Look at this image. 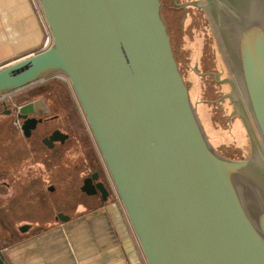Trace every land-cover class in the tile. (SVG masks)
I'll return each instance as SVG.
<instances>
[{
  "label": "water",
  "instance_id": "1",
  "mask_svg": "<svg viewBox=\"0 0 264 264\" xmlns=\"http://www.w3.org/2000/svg\"><path fill=\"white\" fill-rule=\"evenodd\" d=\"M36 2L50 43L0 67V99L54 74L70 82L147 264H264V0H174L206 13L229 76L211 74L229 85L221 99L251 146L242 158L209 140L166 2ZM32 113H48L43 100L19 107L24 137L42 120ZM98 177H84L80 190L104 202L111 191Z\"/></svg>",
  "mask_w": 264,
  "mask_h": 264
},
{
  "label": "crops",
  "instance_id": "2",
  "mask_svg": "<svg viewBox=\"0 0 264 264\" xmlns=\"http://www.w3.org/2000/svg\"><path fill=\"white\" fill-rule=\"evenodd\" d=\"M167 5L174 19L179 20L177 23L175 19V33L170 30L178 64L182 65L181 68L179 64L209 140L217 147L225 141V133L233 132L236 125L235 115H231L232 102L227 97L221 99L230 87L227 83H217L211 73L224 78L229 76L228 69L221 60L214 33L209 34L212 28L206 35L201 32L192 38L191 26L197 21L205 23L206 13L199 8L176 6L174 0ZM168 28L171 29L169 23ZM47 30L36 0H0V67L42 50ZM204 30L208 31L207 26ZM183 59L187 69L183 68ZM217 114L224 117L228 128L219 126ZM6 174L7 171L0 173V187H10ZM110 194L103 202L99 196L83 193L79 201L73 202L76 208L72 213L64 212L68 220H58L56 214L45 227L34 222L21 231L19 228L28 221L43 217V208L38 210L34 206L36 211L27 210V199L21 194L0 192V253L4 261L6 264H147L121 203Z\"/></svg>",
  "mask_w": 264,
  "mask_h": 264
},
{
  "label": "rangeland",
  "instance_id": "3",
  "mask_svg": "<svg viewBox=\"0 0 264 264\" xmlns=\"http://www.w3.org/2000/svg\"><path fill=\"white\" fill-rule=\"evenodd\" d=\"M165 1L170 2V0ZM167 14L171 31L175 33V19L177 23L179 20L174 19L171 10H168ZM204 19L207 25L202 21L190 25L192 38L198 37L201 32L204 35L209 33L211 27L207 18ZM206 26L208 31L204 30ZM211 32L213 31L209 34ZM182 63L183 68L187 69L184 59ZM179 64L182 68L180 62ZM57 75L59 74L45 77L28 87L8 94L0 101V103L7 102L10 97H19L30 89H44L42 94L53 105L51 114L58 115L52 125L59 127L68 137L62 145L56 143L55 147L48 148L36 138L24 137L13 123L12 126L15 128L10 129L8 124L0 121V173L7 171L5 178L6 180L8 178L10 184V187H0V192L21 194L22 198L27 199V210L32 209L34 212L36 208L38 210L43 208V217H36L37 221H28V224H24L28 227L35 224L34 222L40 227H45L52 223L57 213H72L76 208L73 207L75 197L78 196V192L82 195L79 187L88 170L97 169L100 174L102 172L111 193L118 199L72 86L67 79L63 81ZM216 116L221 124L219 126L228 128L224 117L219 114ZM233 122L234 126L236 125L233 132L225 133V141L214 147L228 157L242 158L251 153V146L237 116L233 117ZM206 128L209 129L208 124Z\"/></svg>",
  "mask_w": 264,
  "mask_h": 264
},
{
  "label": "flooded vegetation",
  "instance_id": "4",
  "mask_svg": "<svg viewBox=\"0 0 264 264\" xmlns=\"http://www.w3.org/2000/svg\"><path fill=\"white\" fill-rule=\"evenodd\" d=\"M183 1H188V0H183ZM165 2L167 3V1H165ZM189 7H192V6H189ZM193 7H195V6H193ZM167 10H168V7H167ZM207 59H210V57H208ZM221 60H222V58H221ZM38 99L43 100L45 107L48 110V113H44V114H40V115L32 113V114L27 115L28 117H32V116H35L37 118L41 117L42 120L37 123L35 129L31 130V134L29 135V137H26V138H36L37 141L41 142V144L45 145L48 148L55 147L56 143H60V145H62L68 137L63 142H61L60 139H53L52 140L50 138L51 134L55 130H59V131H61V133L63 132L64 134H65V132L62 131L59 127H55L54 125H52L53 121L56 120L58 115L57 114H51L53 105H52V103H50V100L47 99L46 97L35 96V97H31L29 99L22 100V101H18L15 98L10 97L8 99V101L6 102V108H3L2 104L0 103V118H1L0 121L8 124V126L11 129H13V127L15 126L16 128L19 129L20 133H22L20 126L22 125L24 119L18 117L19 107L22 105L28 104V103H32ZM12 123L14 124V126H12ZM37 133L38 134L40 133V134L37 135ZM45 140H46V142H43ZM92 172H98L99 173V177L97 180H104L105 179L102 176V174H100V171H98L97 169L88 170V173L86 174V176H89Z\"/></svg>",
  "mask_w": 264,
  "mask_h": 264
},
{
  "label": "trees",
  "instance_id": "5",
  "mask_svg": "<svg viewBox=\"0 0 264 264\" xmlns=\"http://www.w3.org/2000/svg\"><path fill=\"white\" fill-rule=\"evenodd\" d=\"M169 10V9H168ZM167 9H166V15H167V21H168V23H169V17H168V14H167V11H168ZM170 30L171 29H169V34H170ZM43 91H44V89L42 90V88H34V89H30L27 93H25L24 95H20L19 97H15V99L16 100H18V101H22V100H26V99H29V98H31V97H35V96H43V97H45V95L44 94H42L43 93ZM10 128V127H9ZM11 129V128H10ZM15 130V129H14ZM101 174H102V172H101ZM80 190V189H79ZM80 194H82L83 195V193L80 191ZM82 195H79V192H78V196H76L75 197V199H74V201H79L80 199H81V196Z\"/></svg>",
  "mask_w": 264,
  "mask_h": 264
},
{
  "label": "built area",
  "instance_id": "6",
  "mask_svg": "<svg viewBox=\"0 0 264 264\" xmlns=\"http://www.w3.org/2000/svg\"><path fill=\"white\" fill-rule=\"evenodd\" d=\"M47 31H48V30H47ZM50 40H51V39H50L49 32H47V35H46L45 40H44L43 49L49 45ZM57 76L61 77L62 80H65V79H66V78H65L63 75H61V74H59V75H57ZM7 95H8V94L4 95V96L0 99V101H1L5 96H7Z\"/></svg>",
  "mask_w": 264,
  "mask_h": 264
}]
</instances>
